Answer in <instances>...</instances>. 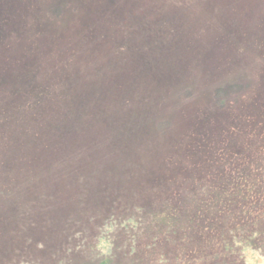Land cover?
I'll return each instance as SVG.
<instances>
[{
    "label": "rangeland",
    "instance_id": "obj_1",
    "mask_svg": "<svg viewBox=\"0 0 264 264\" xmlns=\"http://www.w3.org/2000/svg\"><path fill=\"white\" fill-rule=\"evenodd\" d=\"M263 173L264 0H0V264H264Z\"/></svg>",
    "mask_w": 264,
    "mask_h": 264
},
{
    "label": "trees",
    "instance_id": "obj_2",
    "mask_svg": "<svg viewBox=\"0 0 264 264\" xmlns=\"http://www.w3.org/2000/svg\"><path fill=\"white\" fill-rule=\"evenodd\" d=\"M206 181L207 182H211V180H208V179H206ZM263 183H264V173H263V175L258 176L256 178V180H255V177H254V180L249 184V186L247 187V189L245 190L244 193L238 187H236V188L228 187V195L230 196L231 200H238V198H235V192H237V193H241V195L244 196L243 199H245L247 197H250V191L251 190L253 192H255L254 189H256V192L257 193L256 192L255 193L257 195L255 193L254 194H255L256 198L259 199L256 202V210H257L258 213H260L259 214L260 215L259 217H260V219H262V218H264V204H262L264 202V193L262 192L264 190ZM207 186H209V185H207ZM209 191H210L211 194H216V195L222 196L225 190L222 192L221 185L218 184V186H214V187L213 186H210ZM211 200H213V199L207 200L208 204L211 202ZM260 202H262L261 203L262 206L260 205ZM258 205H260L261 207H258ZM215 208L217 210H219V211H223V208H220L218 206L217 207L215 206ZM222 214L229 215V214H227L225 212H223ZM238 220H239V222L243 221L242 218L241 219H238ZM187 229H189V228L187 227Z\"/></svg>",
    "mask_w": 264,
    "mask_h": 264
}]
</instances>
